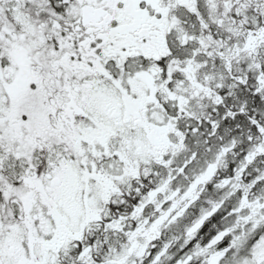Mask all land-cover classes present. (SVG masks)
I'll return each mask as SVG.
<instances>
[{
	"label": "snow or ice",
	"instance_id": "obj_1",
	"mask_svg": "<svg viewBox=\"0 0 264 264\" xmlns=\"http://www.w3.org/2000/svg\"><path fill=\"white\" fill-rule=\"evenodd\" d=\"M0 264H264V0H0Z\"/></svg>",
	"mask_w": 264,
	"mask_h": 264
}]
</instances>
